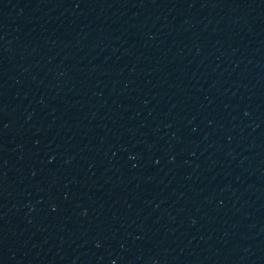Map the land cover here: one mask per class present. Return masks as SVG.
Listing matches in <instances>:
<instances>
[{
  "label": "water",
  "instance_id": "95a60500",
  "mask_svg": "<svg viewBox=\"0 0 264 264\" xmlns=\"http://www.w3.org/2000/svg\"><path fill=\"white\" fill-rule=\"evenodd\" d=\"M0 264H264V0H0Z\"/></svg>",
  "mask_w": 264,
  "mask_h": 264
}]
</instances>
